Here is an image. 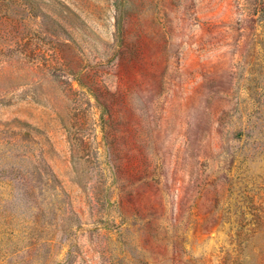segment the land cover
I'll use <instances>...</instances> for the list:
<instances>
[{
	"label": "rangeland",
	"instance_id": "1",
	"mask_svg": "<svg viewBox=\"0 0 264 264\" xmlns=\"http://www.w3.org/2000/svg\"><path fill=\"white\" fill-rule=\"evenodd\" d=\"M0 264H264V0H0Z\"/></svg>",
	"mask_w": 264,
	"mask_h": 264
}]
</instances>
